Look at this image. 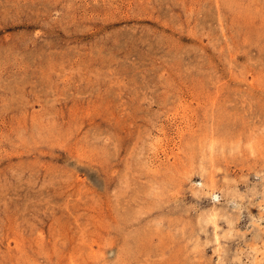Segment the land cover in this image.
I'll use <instances>...</instances> for the list:
<instances>
[{
  "label": "rangeland",
  "instance_id": "1",
  "mask_svg": "<svg viewBox=\"0 0 264 264\" xmlns=\"http://www.w3.org/2000/svg\"><path fill=\"white\" fill-rule=\"evenodd\" d=\"M0 264H264V0H0Z\"/></svg>",
  "mask_w": 264,
  "mask_h": 264
},
{
  "label": "bare ground",
  "instance_id": "2",
  "mask_svg": "<svg viewBox=\"0 0 264 264\" xmlns=\"http://www.w3.org/2000/svg\"><path fill=\"white\" fill-rule=\"evenodd\" d=\"M182 129V128H181ZM230 234V233H229ZM258 250V249H257ZM260 250V249H259ZM250 260V259H249Z\"/></svg>",
  "mask_w": 264,
  "mask_h": 264
}]
</instances>
